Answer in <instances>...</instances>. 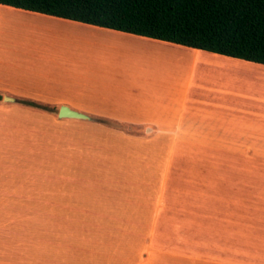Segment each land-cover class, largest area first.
I'll use <instances>...</instances> for the list:
<instances>
[{"label": "crops", "instance_id": "crops-1", "mask_svg": "<svg viewBox=\"0 0 264 264\" xmlns=\"http://www.w3.org/2000/svg\"><path fill=\"white\" fill-rule=\"evenodd\" d=\"M1 21L52 25L108 46L171 55L180 68L143 82L85 83L80 108L89 119L60 120L71 145L59 154L50 126L65 105L50 101L61 88L34 79L38 73L26 64L6 63L10 54L0 51V264H264V248H249L264 245L263 222H250L242 205L218 209L196 199L233 188V196L243 195L250 182L245 166H264V65L0 4ZM31 116L47 122L29 124ZM66 125L86 137L69 140ZM90 131L112 133L105 152L88 142ZM85 142L92 162L119 164L111 171L117 175H85L84 161L72 155L63 160L69 172L57 171V158H77ZM75 163L81 171L72 172Z\"/></svg>", "mask_w": 264, "mask_h": 264}, {"label": "rangeland", "instance_id": "rangeland-1", "mask_svg": "<svg viewBox=\"0 0 264 264\" xmlns=\"http://www.w3.org/2000/svg\"><path fill=\"white\" fill-rule=\"evenodd\" d=\"M0 51L10 54L7 58H4V61H6V63L14 65L26 64L31 67L35 73H38V75L32 76L34 79L47 80L48 82L57 83L59 85L61 90L56 91V97L58 100H51L50 104L56 106L65 105L81 114L83 112L81 111L82 109L80 108V106L81 103L85 102L83 101L87 93L85 89H88L85 83L92 82L95 83V85H98V83L102 81L110 82L113 84L119 82H143L144 79L154 80L156 78L162 77V75L165 76L161 73V71L163 70V72L174 71L180 68L178 65H174L175 62L173 61L175 60V58L171 55L165 57L160 56L157 52L153 51H150L147 54L134 52V50H128L123 46L112 47L107 45V41L98 40V38L93 39L91 37L75 33H68V31L66 32L56 26L41 23L37 25L33 24V26H23L18 23L12 24L1 21ZM9 118L11 119V117ZM38 119H40V121L42 120L47 122L46 118L44 117H26V121H28L29 124H32L33 120H35V126L39 125ZM60 120L61 119L57 120L56 125H53L51 123L50 126L56 127L55 132L57 136L51 135V140L56 143L57 147V150L55 149L56 152L55 150H52V152L54 153L62 152L61 149L63 147L65 148V146L69 147V145H71L70 142L69 145L66 143V139L64 136V130L67 129L65 128L66 123L61 122ZM68 128L69 135H65L68 136L67 138L69 140L73 138L74 141L78 142V138L84 136L83 134H81V132H79L81 131L80 128L76 126H69ZM40 129H45V126L41 125ZM51 132L55 133L53 131V128L51 129ZM91 132L92 131H90V134H88V142H96L97 144L101 145L97 146V152H105V148L108 149L107 145L112 143V133L97 131L98 134L95 133L94 136L91 134ZM126 132L127 134L129 133L128 129H126ZM41 136L42 140L43 137L45 139V136ZM42 145L48 146L49 143L43 142ZM88 146L89 145L85 142V147L81 150L80 156H78L77 158L76 155H73L72 153H67V155L63 153L64 155L62 157H58L57 171L60 173L69 172V170H66V165L63 164V160L64 158H69V156L72 155L74 156L73 159L75 161H84H80V167L82 168V165L85 164L83 168V172L85 175H90V173L117 175L116 172L111 171H118L119 164L117 163L116 165H106L102 162L103 159L100 158H98L100 159V161H96V163L92 162ZM52 148L54 149L55 145ZM233 151L240 153L242 150L239 149ZM261 153L264 155V149ZM36 155L37 154H35V156ZM76 164L77 163H75L73 166L74 169L79 167ZM67 167L69 166L67 165ZM80 167L78 171H81ZM245 170L247 171V174L244 175V177L250 178V182L248 186L249 191L242 190V192H240L241 194L244 193L243 195L237 197L233 196L235 193H239L233 191V188L232 191H226L227 193L221 191L224 192L226 196L217 198H214L212 196H200L196 197V199L200 202L201 205L215 204L216 202V206L218 209L223 208L224 206L229 207L231 205H242L248 208V212L245 215H248L247 219L250 222L257 220V222H263L261 224H264V166L246 165ZM78 171L75 169L72 172ZM117 173L122 174L123 172ZM257 183L258 185H256ZM186 200L192 202V200H195V197L186 198ZM231 226H234V230L237 229L238 231H241L239 225ZM224 230V225L221 229H216V232L218 233L217 238L223 237ZM57 231L59 234L60 232L64 231L80 232V230L60 229H57ZM219 232H221V236H219ZM255 232L256 228L250 224L248 234L249 237L254 238V236H256ZM61 240L62 242H64L63 237L61 238ZM27 246L30 245L27 244ZM221 247V249H218V246L217 249L218 251L223 252V246ZM260 247L264 248V245H249V248L260 249ZM27 261L28 260H26L25 264L66 263V261L63 260L52 262H48L45 260H41L40 262Z\"/></svg>", "mask_w": 264, "mask_h": 264}, {"label": "trees", "instance_id": "trees-1", "mask_svg": "<svg viewBox=\"0 0 264 264\" xmlns=\"http://www.w3.org/2000/svg\"><path fill=\"white\" fill-rule=\"evenodd\" d=\"M0 4L264 65V0H0Z\"/></svg>", "mask_w": 264, "mask_h": 264}, {"label": "water", "instance_id": "water-1", "mask_svg": "<svg viewBox=\"0 0 264 264\" xmlns=\"http://www.w3.org/2000/svg\"><path fill=\"white\" fill-rule=\"evenodd\" d=\"M9 101H11V100L9 99ZM58 118L59 119H78V120H87V119H89V117L85 116L84 114H81L79 112L71 110L67 106H61L59 108Z\"/></svg>", "mask_w": 264, "mask_h": 264}, {"label": "bare ground", "instance_id": "bare-ground-1", "mask_svg": "<svg viewBox=\"0 0 264 264\" xmlns=\"http://www.w3.org/2000/svg\"><path fill=\"white\" fill-rule=\"evenodd\" d=\"M79 35H84V34H79ZM68 38H70V37H68ZM64 43V42H63ZM237 72H242L243 73V75H245V72L246 71H244V70H242V69H236L235 71H233L232 73H237ZM229 74H231V73H229ZM233 75H235V74H233ZM248 75H249V77H251V75H254V74H252V73H249L248 72ZM237 76V75H236ZM235 76V77H236ZM240 77H242V76H240ZM228 78H229V76H228ZM234 78V77H233ZM258 78V77H257ZM238 79V78H237ZM250 80V79H249ZM254 80V79H253ZM256 80V79H255ZM236 81V80H235ZM238 81V80H237ZM260 81V80H259ZM262 81V80H261ZM238 82H240V81H238ZM243 82V81H242ZM241 83V82H240ZM256 83V82H255ZM242 84V83H241ZM244 84V83H243ZM247 85V84H246ZM238 86V85H237ZM247 86H251L250 84L249 85H247ZM252 86H253V84H252ZM234 87H236V86H234ZM245 87V86H244ZM258 88V87H257ZM233 90V89H232ZM244 89L242 88V91H243ZM264 90V89H263ZM247 91H251V90H246V92ZM258 93H260V92H258ZM263 93V92H262ZM261 94V93H260ZM263 96V95H262Z\"/></svg>", "mask_w": 264, "mask_h": 264}]
</instances>
